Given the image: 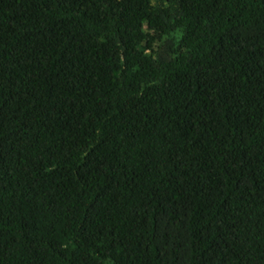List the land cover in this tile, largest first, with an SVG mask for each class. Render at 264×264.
I'll return each instance as SVG.
<instances>
[{
    "label": "trees",
    "instance_id": "trees-1",
    "mask_svg": "<svg viewBox=\"0 0 264 264\" xmlns=\"http://www.w3.org/2000/svg\"><path fill=\"white\" fill-rule=\"evenodd\" d=\"M0 264H264V0H0Z\"/></svg>",
    "mask_w": 264,
    "mask_h": 264
}]
</instances>
